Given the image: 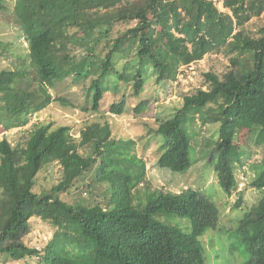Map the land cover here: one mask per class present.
<instances>
[{
  "label": "trees",
  "instance_id": "obj_1",
  "mask_svg": "<svg viewBox=\"0 0 264 264\" xmlns=\"http://www.w3.org/2000/svg\"><path fill=\"white\" fill-rule=\"evenodd\" d=\"M10 10L28 43L30 63L0 70V132L26 126L54 101L101 113L111 86L109 112L122 115L128 91L140 96L150 74L158 82L175 81L183 65L222 53L229 59L225 69L205 72L201 87L185 93L167 116H158L146 136L165 137L159 167L184 172L192 166L186 121L218 123L214 166L231 196L239 188L236 164H245L236 139L246 128L262 148V159L250 164L249 186L264 190V25L251 24L264 14V0H0V14ZM119 23L131 25L115 33ZM71 77L83 85L82 106L51 92ZM147 105L141 99L135 113L142 115ZM25 138L0 141L1 261L206 264L199 237L218 226L219 206L196 190H150L147 159L138 154L135 139L114 137L107 120L87 122L79 137L69 125L38 121ZM149 142H142L143 153ZM54 163L61 166V180L36 191L39 172ZM79 184L87 194L101 184L108 188L96 203L56 196ZM142 195H153L145 206ZM157 213L188 215L191 232L162 222ZM36 216L54 228L41 247L28 241ZM239 230L246 234L250 262L264 264V195Z\"/></svg>",
  "mask_w": 264,
  "mask_h": 264
},
{
  "label": "rangeland",
  "instance_id": "obj_2",
  "mask_svg": "<svg viewBox=\"0 0 264 264\" xmlns=\"http://www.w3.org/2000/svg\"><path fill=\"white\" fill-rule=\"evenodd\" d=\"M10 1L14 3L16 0ZM218 7L222 11L227 10L222 1H218ZM12 13V10H10L0 14V43H2V46L9 47L8 51H5L2 46L0 47V70L3 68L28 67L30 63L28 43L20 27L14 22ZM251 24L264 25V14L260 18H254ZM130 25L128 23L117 24L115 33L125 30ZM228 64L229 59L225 55L212 53L198 61L183 65L177 78L178 81L158 82L156 75L150 74L140 96L133 95L131 89L128 91L126 110L122 115L109 112V106L115 98L113 86H111V91L106 94L101 110L103 112L101 113L85 112L81 108L64 106L59 101H54L36 114L26 126L0 132V141L6 137L14 144L24 142L31 126L38 121L51 122L54 127L69 125L75 137H79L80 130L87 122H105L107 120L112 126L114 137L136 140L138 154L147 159V175L152 183L150 190L155 188H163L172 192H180L184 189L196 190L209 197L219 206L220 219L218 226L214 229H208L199 237L206 264H253L250 262L251 255L247 249L246 234L239 230V226L245 213L264 195V190L249 186L251 179L254 177V171L251 169L250 164L259 162L262 159V148L250 141L248 129H241L237 135L236 140L241 146L240 149H242L245 164L243 166L239 163L236 164L235 172L239 181V188L231 196L220 185L214 166L217 161V154H215L214 149L219 140L218 123L207 124L203 127L200 121L194 120L193 117L186 121L185 128L192 138L190 149L192 166L184 172L159 167L156 161L160 144L165 141V137L152 134L146 136L149 125L154 126L158 116H167L172 108L181 103L185 93H191L196 88L201 87L205 72L209 70L220 72ZM51 92L55 97H66L72 103L80 106L84 104L85 91L83 85L75 84L72 77L59 82ZM143 98L148 100V105L142 115H137L135 106ZM143 136L145 137L143 138ZM141 137L143 141H150L144 153ZM62 174L61 166L58 163L52 164L48 170L40 171L36 191L48 189L58 183L62 178ZM87 180H90L89 176ZM106 188H108L107 184H101L97 187V192L92 194L88 192L87 194L82 191V186L79 184L78 188L73 189L70 193H61L56 196L71 203H77L85 198L87 202L96 203L106 194ZM144 190L145 187H142L141 192L143 193ZM149 196L153 195H142L139 199L141 206H145ZM154 216L164 223L174 225L185 232H191V221L188 215L157 213ZM31 224L32 231L28 235V241L33 247H41L44 242L51 238L54 228L51 223L37 216L32 218ZM0 264H35V262L28 258L26 261L0 260Z\"/></svg>",
  "mask_w": 264,
  "mask_h": 264
},
{
  "label": "built area",
  "instance_id": "obj_3",
  "mask_svg": "<svg viewBox=\"0 0 264 264\" xmlns=\"http://www.w3.org/2000/svg\"><path fill=\"white\" fill-rule=\"evenodd\" d=\"M181 69V68H180ZM181 73V72H180Z\"/></svg>",
  "mask_w": 264,
  "mask_h": 264
}]
</instances>
